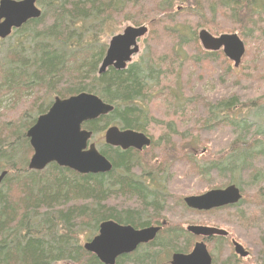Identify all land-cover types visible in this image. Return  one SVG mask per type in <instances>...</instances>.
<instances>
[{
    "label": "trees",
    "instance_id": "obj_1",
    "mask_svg": "<svg viewBox=\"0 0 264 264\" xmlns=\"http://www.w3.org/2000/svg\"><path fill=\"white\" fill-rule=\"evenodd\" d=\"M175 1L154 0V6L148 9L160 11L155 12L148 25L158 17L157 23H162L160 34L162 31L163 36H169L171 42L174 40L170 52L171 61L176 62L177 67H174L176 71L172 67L170 70L174 86L180 89L176 96L169 90L160 92L158 88L163 83L165 64L169 60L165 52H157L158 30L152 44L149 45V39L145 40L147 55L139 62L124 70L108 68L98 74L107 49L105 43H99L102 27L123 21L142 25L147 20L140 10L145 9V0H37L40 16L14 29L5 38L9 43L5 42L3 50L5 39H0V102L6 96L12 100L7 107H0V171L6 172L0 184V264L58 261L103 264L82 247L84 240L97 234L101 222L113 220L139 228L160 220L164 212L172 211L171 201L164 202L161 193L136 174L140 154L132 149L120 151L106 145L102 140L103 132L112 125L149 131L152 122L158 121L151 117L149 108L148 97L153 89L158 88L156 93L167 94L172 100L178 97L180 101L181 88L186 84L181 78L193 82L197 78L200 86L206 85L214 77L224 78L221 68H227L225 74L231 72L234 90L226 99L203 103L202 97L196 94L203 111L198 123L201 134L195 123L180 133L173 121L161 120L159 125L166 133L162 141L168 146L171 158L181 159L175 166L179 174L194 178L200 171L203 177H224L240 189L243 196L233 205L238 212L228 215L230 219L227 217L229 221L225 226L236 240L242 239L250 249L264 254V205L260 207V202L257 205L255 195L246 197L245 188L248 184H251L249 188L260 187L258 196L264 202L261 195L264 190V91L256 96L252 90L264 83V54H260L264 52V0H244V4L231 0H198L194 12L200 14L205 8L207 15L192 16V23L189 17L181 19L173 11ZM217 19L228 20L229 28L217 25ZM243 21L244 38L248 43L252 41L249 52L253 60L251 66L245 68L244 79L241 69L236 73L224 61H217L215 53L214 57L213 53L197 46L196 37L200 27L209 28L215 35L226 31L243 35L240 28ZM253 51L257 55L253 56ZM184 62H189L190 70L186 73ZM196 70H201L202 75H197ZM243 80L244 86L241 85ZM241 87L246 91L244 101ZM82 92L94 94L113 106L107 115L82 125L92 132V138L100 136L99 151L111 162V171L79 174L55 163L40 171L29 170L32 148L26 137L27 130L56 97L64 99ZM179 103L176 109L185 105V102ZM192 110L195 111L194 105ZM225 111L230 117L219 119V113ZM221 128L232 133L231 139L226 141L228 155L211 158L209 164L198 167L196 158L186 147L182 148L183 139L191 135L202 143L210 138L206 142L212 144L211 137ZM176 132L184 135L178 139L179 143L173 141L172 135ZM164 163L167 169L166 161ZM208 187L211 188L209 184L205 188ZM179 204L181 206L180 201ZM181 208L184 209L183 205ZM205 219L204 223L210 224L211 218ZM191 240L180 227L164 228L153 241L118 257L115 264H165L170 253L187 252ZM162 253H165L163 260ZM231 258L226 257L219 264H240L233 256Z\"/></svg>",
    "mask_w": 264,
    "mask_h": 264
},
{
    "label": "water",
    "instance_id": "obj_2",
    "mask_svg": "<svg viewBox=\"0 0 264 264\" xmlns=\"http://www.w3.org/2000/svg\"><path fill=\"white\" fill-rule=\"evenodd\" d=\"M37 0H0V39L8 37L13 29L24 25L28 20L38 18L41 14L36 6ZM242 1V0H233ZM147 32L146 26H127L111 37L98 74L108 68L123 70L138 53V39ZM198 39L204 50H223L224 55L238 67L245 54L243 41L236 33L221 34L217 37L202 29ZM113 106L102 101L98 96L82 92L64 99L56 97L49 109L37 117L35 123L27 130L26 137L33 150L28 161L29 170L39 171L48 164L68 168L79 174H98L111 171L112 164L95 147L88 145L92 132L82 129L84 122L96 120L111 112ZM106 144L138 150L150 144L144 133L110 126L104 132ZM6 175L0 171V184ZM241 194L235 185L225 189L210 190L199 196L186 197L188 207L198 210H209L239 201ZM159 227L137 229L130 225L105 220L99 224L98 233L83 244L86 252L94 254L103 264H115L116 259L132 253L141 244L155 239ZM191 234L208 238L211 236L227 237L228 232L211 226L191 225L187 227ZM234 253L247 257L248 251L233 241ZM170 264H211V257L204 242H197L188 254L174 253Z\"/></svg>",
    "mask_w": 264,
    "mask_h": 264
},
{
    "label": "rangeland",
    "instance_id": "obj_3",
    "mask_svg": "<svg viewBox=\"0 0 264 264\" xmlns=\"http://www.w3.org/2000/svg\"><path fill=\"white\" fill-rule=\"evenodd\" d=\"M152 3H154V0H145V3H144L145 9L142 11V8H140L141 12L144 15H146V18H147V20H145V23H143V24L148 27V33L146 34L145 37H143L141 40H139V42H138L139 53L132 56L131 62L127 66L136 64L137 62H139V60L142 57L147 55L145 52V49H146L145 40L149 39L148 40L149 45L152 44V39H153L154 33L156 35V32L158 30L159 36L157 37V39L159 41L157 44H159V45H157V47H156L157 52L158 53L165 52L164 55L168 56V59H169V60L167 59L168 62L165 64V66H166L165 69H167V71L165 73H163V78H164L162 81L163 83L158 88H160V92L161 91L167 92L169 90V91H171L172 94H175V96H176V93L178 95L180 94V89H179V86H177L178 88L174 86V81H173L174 76L171 74V70H170V68L172 67V70L176 71L174 69V67H177V63L176 62L174 63L173 61H171V60H173V58L171 57L170 51H171V47H172V42L174 40H172V42H171L168 39L169 36H163L162 31L160 34V29H161L162 23H157V21L159 19L158 17L154 19V23L152 25H150V24L148 25V23L151 22L150 19L155 17L154 16L155 12L160 11V10L154 11L153 9H148L149 6L152 5ZM174 3H175V6H174L173 11H175L178 14V16L181 17V19H182V17H186V18L189 17L188 20L191 23L194 22L192 16L194 18H196V17H200L201 15L202 16L207 15L205 13V8H203V10L200 14H197L194 12L196 4L198 3V0H184V1L176 0ZM152 6H154V5H152ZM201 6H203V2H202ZM224 11L226 12L227 9L226 10L224 9ZM188 13H190L191 16ZM136 14H139V13H136ZM216 21L217 22H215V23L217 25H222L220 27L229 28V22H227L228 20L217 19ZM128 25H132V24L129 21H123L119 25H116L114 23H109L106 26L102 27L103 29L99 35V43H105L107 45L109 40L111 39V37L113 35L121 33L124 30V28H126ZM242 26L244 27V21H243V23L241 22V24H240V28L243 32L244 28ZM202 28L210 31V29L207 27H200V28H197V32ZM232 32H234V31H226V32H222V33H232ZM211 33L214 34L213 32H211ZM242 34L243 35H239V34L238 35L242 38V40L245 44V52L248 56L245 54V57L242 58L240 65L236 68L233 67L232 62L226 61L224 64L226 66H228L229 68L233 69L236 73H238L241 69L242 73H243V79H244V76H245L244 74H246V73H244V71H246L245 68H248L249 65L251 66V62L253 60L250 59L251 53L249 52L250 47L252 48V44L250 43L252 41H249V43H248V41L244 38V32ZM5 42L7 44L9 43L8 40L5 39L3 42L4 44H2V50L5 48ZM191 46H193V43L191 44ZM197 46H199L202 49L201 44L198 41V39H197ZM194 48H195V45H194ZM195 49H192V50H195ZM260 54H264V52H260ZM252 55L253 56L257 55V52L253 51ZM180 60H181V58H180ZM181 63L182 62H180V64ZM187 63L189 64V62H187ZM187 63L184 62L182 65L184 67L185 73L190 70ZM167 66H168V68H167ZM205 68L207 69V67H205ZM225 70H227V68H225V69L221 68V70H220V74H222L224 76V78L219 79L220 77H214L210 82L206 83V85L203 84L201 86L199 85V83H197L196 77H195L196 78L195 82L190 81V80H186L185 78H184L185 80L183 78H181L182 82H184V83L186 82V84H184L186 87L183 85L181 88V92H182V95L184 97V100H183V97H180V101L182 103L185 102V105L182 108L176 109L177 106H180V103H179L180 101L178 100V97L176 98V100H172L167 96V94L156 93L158 88L153 89V91L151 92V94L148 97L150 99V107L149 108H150L151 117H153V118L155 117L156 119H158V121H153L149 127L150 128L149 131L147 130L146 132L155 141V146H153L152 148L147 149L143 153H141L140 168L137 170L136 174L139 175L141 173L148 172L151 169L156 170L158 167H162V166H160L158 161H160V160L165 161L166 160V164H167L166 171L168 173H170L174 179V182L172 183V186H173L172 194L170 196L171 202L169 204V206H171L173 208V210L170 212H168V211L164 212V214L162 215L163 218L167 221V225H165V226L168 228H170V227L173 228V226L174 227H179V226L185 227L187 224H190V223L205 224L204 223V222H206L205 218H207V217H210L212 219L210 224H213V221H215L213 219H215V218L226 219V221H224V222L228 223V221L230 219V218L229 219L227 218V217H230L228 215L238 212L235 210H230L226 213L222 212V211H216V212H209V213L200 212V213H197L195 215H192L193 212H190L189 210H187L185 208L182 209L180 204H179V201H178V200H180L179 198L182 199L181 196H186V195H190L193 193L205 191L207 189L205 187L209 183V180L199 179V178L195 179V178H189V177L187 178L186 176H184V178H183L182 176H178L180 174L175 170L176 169L175 166L177 164H179L177 162L178 158H176V156H174L172 159L171 154H166V148H164V146L165 147H168V146H166L165 143H163L159 139L161 136H164V134H166L164 132L165 129L161 128V126L159 125L161 120H162V122L173 121L175 123V125L177 126L178 132H180V133L184 132L187 127H192L194 125V123L196 124V128L197 129L199 128L198 123L202 118L201 115H203V111L200 107V104L196 100L195 96L197 93L202 97L201 103L207 102V101L209 102V100H212V99H214V100H220L223 98L226 99L232 95V91L234 90V88L232 86V82H234V81L231 78V72L229 74H225L224 73ZM200 71L201 70L197 71V75H199V76L202 75V73ZM176 74H178V71L176 72ZM242 82L243 83L241 85L244 86V80ZM190 85H191V87H190ZM261 85H262V87H260V88L253 87V89H252L254 91V93H256L255 94L256 96H258V94H261V91H264V83ZM241 88H240L241 94L243 95L242 100L244 101V94L246 93V91L243 89L244 87H241ZM189 94H190V96H189ZM253 97H255V96H253ZM191 100H195V101L192 102ZM11 101L12 100L9 96L4 97L2 99V101L0 102V107L1 108L7 107ZM214 102L216 103V101H214ZM189 103H191V107H189V105H190ZM193 105L195 106V111L192 110ZM154 107H156V108H154ZM183 108H185L186 111H184ZM198 130H199L198 132H200V134H201V130L200 129H198ZM212 132H210V134L207 132H204V134L211 135ZM153 134H154V136H153ZM172 136L175 138V140H173V141H176V143H179V140H178L179 138L184 137V135L183 136L178 135L177 132L175 133V135H172ZM231 137H232V133L226 132V130H224V128H221L220 130L216 131V134L214 136L211 137L214 139L212 144L206 142L207 140H210V138H206L205 142L201 143V141H199L196 137H193L191 135H186V139H183V141H184L185 147L187 148L189 153L194 154L196 151L197 155L195 156V158H198L199 155L202 157L201 160L199 161V165L203 166V165L209 164V161H211L210 160L211 158H213V159L218 158L219 156H223V154L225 156L228 155L229 150H228V146L226 145V141L228 139H231ZM193 138H195V139L192 140ZM102 140H103V137H102ZM91 141L96 143L97 149H100V146L98 145V142H100V136L93 137L91 139ZM204 145H205V147H202ZM221 150H223V151L221 152ZM196 163H197V161H196ZM193 179H195L196 181ZM243 179H244V175H243ZM218 180L225 181V178L224 177H219L218 179L214 178V179H212V182H214V181L218 182ZM175 182L180 186H178L177 184L174 185ZM186 183H188V184L196 183L194 185V187H196V188H194V189L187 188L186 186H184ZM249 185H251V184H248L245 187L246 191H247L246 197H247V194L248 195L249 194L255 195L254 200L256 199L257 205L260 202V204H261L260 207L263 206L264 202L260 201L261 200L260 196H258L259 192H257V191H259L260 187H258V189L249 188L250 187ZM178 188H179V192H178V190H176ZM262 192L264 193V190H262ZM263 193H261V195H264ZM242 196H243V194H242ZM257 197H258V199H257ZM110 201H113V200H110ZM246 201L247 200H245V202ZM115 202H117V201L115 200ZM242 204H244V201ZM176 221L178 223H176ZM215 224L219 225V227H223V228L229 230V228L227 226H225L224 223H221V224L215 223ZM233 238L236 240V237H233ZM84 241H86V240H84ZM237 241L239 243H241L244 246V248L249 252L248 257L244 258V261H241L240 264H263L264 254L261 255V251H257L256 249L255 250L250 249L245 244V242L244 243L242 242V239H239ZM212 246L214 247V245H212ZM212 246H210L209 249L212 250L213 256L219 258V263L222 262V260L225 259L226 257L230 256V253L234 254L232 248H231V250H229L228 246L226 247V245H224V244L222 245V248H220L219 250H216V248L212 249L211 248ZM162 256L165 258V253H162ZM53 264H71V262H69V261H58V262L53 263Z\"/></svg>",
    "mask_w": 264,
    "mask_h": 264
},
{
    "label": "flooded vegetation",
    "instance_id": "obj_4",
    "mask_svg": "<svg viewBox=\"0 0 264 264\" xmlns=\"http://www.w3.org/2000/svg\"><path fill=\"white\" fill-rule=\"evenodd\" d=\"M231 1H233V0H231ZM233 2H237V1H233ZM240 2H242L243 4H244V0H242V1H239V3ZM202 29H204V28H202ZM202 29H200V30H202ZM199 30V31H200ZM204 30H206V29H204ZM198 31V32H199ZM198 32H197V34H196V37H197V39H198ZM207 32H209L208 30H207ZM210 33V32H209ZM212 36H214V37H217V36H219V35H221V34H227V33H219V34H217V35H215V34H212V33H210ZM240 39L242 40V38L240 37ZM139 40H141V39H139ZM198 41H199V39H198ZM243 41V40H242ZM244 43V42H243ZM203 51H206V50H203ZM206 52H211V53H213V55H214V53L217 55V61H224V62H226V61H229V62H232L231 60H229L225 55H224V53H223V50L222 49H219V50H216V51H206ZM214 57H215V55H214ZM243 57H244V55H243ZM231 69V68H230ZM231 106V105H230ZM49 109V108H48ZM227 111V110H226ZM224 112V113H219V115H218V118L220 119V118H225V116H227V117H230V115L229 114H227V113H229V112ZM116 127H118L119 129H121V130H125V129H123V128H120V126H117V125H115ZM150 129V128H149ZM137 131V130H136ZM105 132V131H104ZM104 132H103V135H104ZM139 132H142V133H144L145 134V136L149 139V141H150V144H149V146H147V147H143L142 149H140V150H138V149H136V148H132V147H130V148H128V149H122V148H120V147H115V148H118L120 151H124V150H129V149H132L133 151H135V152H137V153H139L140 154V156H141V153H143L145 150H147V149H150V148H152L153 146H155V141L153 140V138L149 135V134H147V132L146 131H139ZM146 132V133H145ZM162 138H163V136H161L159 139L162 141ZM151 139V140H150ZM163 142V141H162ZM164 148H166V154H171L170 153V151H169V149H168V147H165L164 146ZM182 148H185V146L184 147H182ZM181 149V148H180ZM193 151V150H192ZM204 151V150H203ZM202 151V152H203ZM188 154V153H187ZM190 154H192L194 157L197 155V152L195 151V153L193 154V153H190ZM174 156V155H173ZM178 158V157H177ZM201 156L199 155L198 156V158H196V161H197V165H198V167H200L201 165H199V161L201 160ZM173 159V158H172ZM166 161V160H165ZM165 161H162V160H160V161H158V163L160 164V166H162V167H158L156 170H150V171H148V172H144V173H141V174H139L138 176L139 177H141V180L146 184V185H148V186H151L152 188H154L155 187V189L156 190H158L160 193H161V195H162V200L163 201H170L171 200V194H172V188H173V186H172V183L174 182V179H173V176L170 174V173H168L167 171H166V168L164 167V166H166L165 165ZM177 162L178 163H180L181 162V159L180 158H178L177 159ZM111 163V162H110ZM140 166V165H139ZM140 168V167H139ZM102 174H104V173H102ZM178 176H182L183 178H184V175H182V174H180V175H178ZM186 177H188V176H186ZM195 179H197V178H199V179H205V180H209V185L211 186V188H209L208 187V189L207 190H205V191H202V192H198V193H193V194H190V195H186V196H181L182 197V199L180 198V203H181V206L183 205V207L185 208V209H187V210H189L190 212H193V214L192 215H195V214H197V213H200V212H205V213H209V212H216V211H224V212H228V211H230V210H235L236 208L233 206V205H235L236 203H234V204H226V205H222V206H219V207H215V208H212V209H209V210H198V209H194V208H190V207H188L187 206V204L185 203V198L186 197H190V196H199V195H202V194H204V193H206L207 191H210V190H220V189H225L226 187H228V186H230V185H233L232 183H230V181H228V180H226L225 179V181H222V180H218V182H216V181H214V182H212V179H214V178H216V177H203L202 176V174L200 173V171H199V174H198V176L197 177H194ZM195 179H193V180H195ZM218 179V178H217ZM196 181V180H195ZM177 183H174V185H176ZM196 183H194V184H188V183H186L184 186H186L187 188H191V189H194V188H196V187H194V185H195ZM191 186V187H190ZM198 186V185H197ZM168 201V202H169ZM189 208V209H188ZM212 220V219H211ZM213 220H215V221H213V224H194V223H190V224H187L185 227H182V226H179L180 227V229L181 230H183L184 231V233H187V234H189L190 235V237H191V244H190V249L187 251V252H181L182 254H188V253H190L191 252V250L193 249V246H194V244L195 243H197V242H204L205 243V245H206V247H207V251H208V253H209V255H210V257H211V264H219V258L218 257H215V256H213V252H212V250H210L209 249V247L210 246H212V245H214V247L212 246L211 248L213 249V248H216V250H219L220 248H222V245L224 244V245H227L228 246V248H229V250H231V248H232V250H233V253H234V246H233V240H234V238H233V236H232V233L229 231V230H227V229H225V228H223V227H219V225H217V224H215V223H219V224H221L222 222H220V221H226V219H217V218H215V219H213ZM220 220V221H219ZM105 221V220H104ZM227 222H224V224H226ZM165 225H167V221L163 218V217H161V219L160 220H158V221H154V222H152V224H150V225H146V226H142V227H139V228H137V229H143V228H146V227H151V226H153V227H159V231H158V233H157V235L160 233V232H162V231H164V228H168V227H166ZM191 225H196V226H198V225H201V226H211V227H216V228H219V229H223V230H225V231H227L229 234L227 235V237H223V236H211V237H208V238H202V237H198V236H195V235H191V233L189 232H187L186 230H187V227L188 226H191ZM131 226V225H130ZM156 235V236H157ZM194 236V237H193ZM231 236V237H230ZM156 238V237H155ZM222 239V240H221ZM154 240V239H153ZM152 240V241H153ZM151 242V241H150ZM149 243V242H148ZM189 245V244H188ZM141 246V245H140ZM174 253H179V252H174ZM173 252L172 253H170L169 254V259L168 260H166V263L165 264H170V261H171V257H172V255L174 254ZM130 254V253H129ZM123 255H126V254H123ZM122 256V255H121ZM234 257L235 259V261H244V257H240V256H238V255H236L235 253L234 254H231L230 253V256H228V258H231V257ZM120 257V256H119ZM164 259V257H162V260ZM232 259V258H231ZM117 260V259H116ZM115 263H116V261H115Z\"/></svg>",
    "mask_w": 264,
    "mask_h": 264
},
{
    "label": "bare ground",
    "instance_id": "obj_5",
    "mask_svg": "<svg viewBox=\"0 0 264 264\" xmlns=\"http://www.w3.org/2000/svg\"><path fill=\"white\" fill-rule=\"evenodd\" d=\"M147 27V26H146ZM243 27V26H242ZM261 32H262V30H261ZM253 34V33H252ZM146 35H144L143 37H145ZM261 47H263V46H261ZM165 87V86H164ZM194 87V86H193ZM188 88V87H187ZM195 92V91H194ZM215 94V93H214ZM221 94V93H220ZM189 96H190V94H189ZM226 96V95H225ZM159 97V96H158ZM215 97V96H214ZM158 101V100H157ZM146 102V101H145ZM158 103V102H157ZM154 108H156V107H154ZM161 110V109H160ZM148 130V129H147ZM146 133V132H145ZM148 134V133H147ZM153 136H154V134H153ZM256 136V135H255ZM217 137V136H216ZM151 140V139H150ZM213 141V140H212ZM219 151V150H218ZM223 150H221V152H222ZM220 152V153H221ZM136 167V166H135ZM139 174V173H138ZM176 183V182H175ZM178 185V184H177ZM178 186H180V185H178ZM177 187V186H176ZM176 190H178V192H179V188L178 189H176ZM180 199V198H179ZM165 202V201H164ZM189 209V208H188ZM164 214V213H163ZM230 218V217H229ZM176 223H178L177 221H176ZM180 223V222H179ZM180 225V224H179ZM206 225V224H205ZM227 225V224H226ZM176 228V227H175ZM187 231V230H186ZM188 232V231H187ZM189 233V232H188ZM229 234V233H228ZM192 235V234H191ZM194 237V236H193ZM231 237V236H230ZM181 239V238H180ZM184 239H186V238H184ZM226 247H227V245H226Z\"/></svg>",
    "mask_w": 264,
    "mask_h": 264
}]
</instances>
